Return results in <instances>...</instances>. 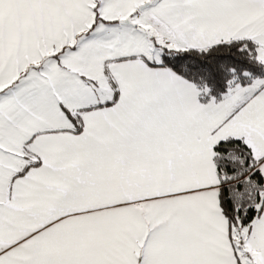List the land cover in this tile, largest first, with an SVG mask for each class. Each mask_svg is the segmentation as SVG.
Masks as SVG:
<instances>
[{
  "label": "snow or ice",
  "instance_id": "1",
  "mask_svg": "<svg viewBox=\"0 0 264 264\" xmlns=\"http://www.w3.org/2000/svg\"><path fill=\"white\" fill-rule=\"evenodd\" d=\"M0 264H264V0H0Z\"/></svg>",
  "mask_w": 264,
  "mask_h": 264
}]
</instances>
